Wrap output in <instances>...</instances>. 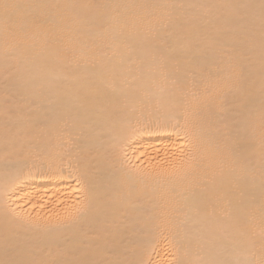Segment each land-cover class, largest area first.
<instances>
[{"label":"bare ground","instance_id":"1","mask_svg":"<svg viewBox=\"0 0 264 264\" xmlns=\"http://www.w3.org/2000/svg\"><path fill=\"white\" fill-rule=\"evenodd\" d=\"M262 245L264 0H0V264Z\"/></svg>","mask_w":264,"mask_h":264},{"label":"snow or ice","instance_id":"2","mask_svg":"<svg viewBox=\"0 0 264 264\" xmlns=\"http://www.w3.org/2000/svg\"><path fill=\"white\" fill-rule=\"evenodd\" d=\"M5 10L13 7L12 5L8 3H4L2 5ZM190 140H187L186 138V148L182 150V156L185 157L182 159V162L179 167L174 166L171 171L164 169L161 170L160 172H157L156 175H182L185 174L188 169L191 168L192 166V161H193V155H192V149L187 147V144H190ZM262 250H264V245H262ZM217 264H254L252 261H247V260H231V261H223V262H217ZM259 264H264V258H262L259 262Z\"/></svg>","mask_w":264,"mask_h":264}]
</instances>
